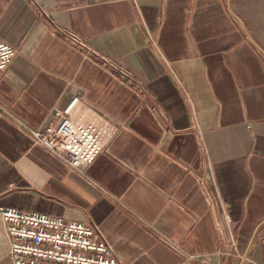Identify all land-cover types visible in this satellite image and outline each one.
I'll return each mask as SVG.
<instances>
[{
    "label": "crops",
    "instance_id": "obj_1",
    "mask_svg": "<svg viewBox=\"0 0 264 264\" xmlns=\"http://www.w3.org/2000/svg\"><path fill=\"white\" fill-rule=\"evenodd\" d=\"M0 38V207L91 225L120 264H264V0H0ZM76 96L113 130L83 173L23 128Z\"/></svg>",
    "mask_w": 264,
    "mask_h": 264
},
{
    "label": "built area",
    "instance_id": "obj_2",
    "mask_svg": "<svg viewBox=\"0 0 264 264\" xmlns=\"http://www.w3.org/2000/svg\"><path fill=\"white\" fill-rule=\"evenodd\" d=\"M69 40L101 65L130 78L128 72L111 59L91 49L78 37ZM18 50L0 38V73L14 62ZM80 104L76 96L64 110H56L43 128H23L34 143L42 146L75 172L83 173L101 142L112 135L110 125L94 120L84 126L74 122ZM0 216L9 240L8 257L12 264H120L114 248L97 228L86 223L65 221L41 213L0 207Z\"/></svg>",
    "mask_w": 264,
    "mask_h": 264
}]
</instances>
